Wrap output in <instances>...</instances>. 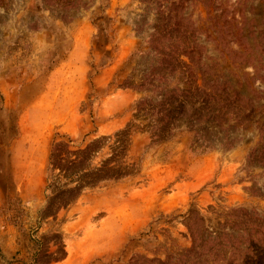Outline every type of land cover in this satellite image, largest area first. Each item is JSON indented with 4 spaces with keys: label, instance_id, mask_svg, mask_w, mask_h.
Segmentation results:
<instances>
[{
    "label": "rangeland",
    "instance_id": "rangeland-1",
    "mask_svg": "<svg viewBox=\"0 0 264 264\" xmlns=\"http://www.w3.org/2000/svg\"><path fill=\"white\" fill-rule=\"evenodd\" d=\"M0 264H264V0H0Z\"/></svg>",
    "mask_w": 264,
    "mask_h": 264
}]
</instances>
